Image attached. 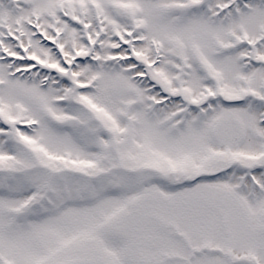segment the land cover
I'll use <instances>...</instances> for the list:
<instances>
[{"label":"snow or ice","instance_id":"obj_1","mask_svg":"<svg viewBox=\"0 0 264 264\" xmlns=\"http://www.w3.org/2000/svg\"><path fill=\"white\" fill-rule=\"evenodd\" d=\"M0 264H264V0H0Z\"/></svg>","mask_w":264,"mask_h":264}]
</instances>
